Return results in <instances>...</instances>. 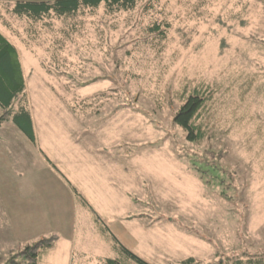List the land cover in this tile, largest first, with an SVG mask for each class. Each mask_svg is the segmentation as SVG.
I'll return each mask as SVG.
<instances>
[{"label":"rangeland","instance_id":"374dc122","mask_svg":"<svg viewBox=\"0 0 264 264\" xmlns=\"http://www.w3.org/2000/svg\"><path fill=\"white\" fill-rule=\"evenodd\" d=\"M6 18L34 126L65 129L70 119L79 128L78 145L59 134L51 148H35L47 161L56 156L50 164L78 193L84 242H76L73 264L120 258L103 227L151 264L264 254V0H159L151 12L138 4L113 17L100 7L76 30L54 24L69 35L55 61L49 30L37 26L30 37L25 20ZM150 18L168 22L164 41L144 34ZM201 86L212 91L209 130L195 144L173 116L183 90ZM192 157L225 172L227 196L188 169ZM10 254L0 250V264ZM55 255L49 261L60 264Z\"/></svg>","mask_w":264,"mask_h":264},{"label":"trees","instance_id":"16d2710c","mask_svg":"<svg viewBox=\"0 0 264 264\" xmlns=\"http://www.w3.org/2000/svg\"><path fill=\"white\" fill-rule=\"evenodd\" d=\"M159 0H53V1H15L13 4L0 3V19L4 24H8L6 15L14 16L17 19L25 20L27 33L30 37H35L39 30H49L52 36L51 48L47 46V53L50 59L55 61L58 58L57 52L62 51L66 37L69 36L67 31L62 27L54 28L56 22L63 26L68 25L71 29H77V25H81L83 17L88 13L94 14L100 7L106 17H113L122 12L132 13L137 5L144 11H152ZM65 24V25H64ZM61 25V26H62ZM169 28L168 22L150 18L143 27L144 34L153 36L157 41H164L166 31ZM57 35V36H55ZM17 50L0 32V125L3 122H11L20 130L31 142L34 141V130L30 109L28 107V99L25 92L23 75L20 71V63L17 58ZM55 66V64L53 65ZM184 102L173 116V124L179 126L183 131L187 141L191 143L202 142L209 130L205 119L207 117V107L212 100V91L209 88L193 87V89H184L180 98ZM15 98H18L16 109L12 110L11 105ZM98 112V110H95ZM186 166L193 174L205 185L215 184L223 186L222 194L227 196L225 189H228L230 181L227 175L222 174V170H218L214 161L202 159V157H192L187 159ZM213 164V165H212ZM213 166V170L211 167ZM208 167L210 169L208 170ZM210 172V173H209ZM75 191V190H74ZM75 196L78 193L75 191ZM80 198V197H79ZM87 208L94 213V210L82 199ZM107 238L114 242V246L120 253V258H105L103 264H151L144 261L136 253L131 252L122 242L118 241L116 236L108 227L101 229ZM58 239L56 234H51L40 238L35 242L29 243L18 252L11 253L4 264H37L39 255L42 251L50 248ZM238 256L225 263L218 262L215 264H264V254L248 255V257ZM19 258L23 259L22 262ZM181 264H192L197 262L194 257L180 261Z\"/></svg>","mask_w":264,"mask_h":264},{"label":"crops","instance_id":"0c3cea01","mask_svg":"<svg viewBox=\"0 0 264 264\" xmlns=\"http://www.w3.org/2000/svg\"><path fill=\"white\" fill-rule=\"evenodd\" d=\"M15 1L18 0H0V3L13 4ZM9 28V24H4L0 19L1 34L17 50L25 84L21 50L9 34ZM31 118L34 143L11 123L4 122L0 126V250L5 253L18 252L29 243L56 234L58 239L41 252L37 264H55L49 261L51 256H47L52 252L61 253L55 255L58 263L73 264L74 246L78 241L84 242L83 238L78 237L75 191L50 164L49 161L57 162L56 156L51 152L48 155L51 160L47 161L35 148L37 143L51 148V140L59 134L65 137L69 147L78 145L79 128L76 123L72 127L70 119L64 125L65 129H62V124L46 123L45 120L36 128L32 114Z\"/></svg>","mask_w":264,"mask_h":264}]
</instances>
